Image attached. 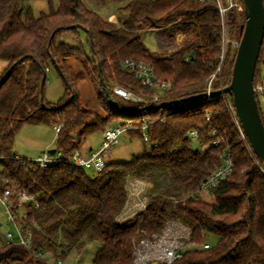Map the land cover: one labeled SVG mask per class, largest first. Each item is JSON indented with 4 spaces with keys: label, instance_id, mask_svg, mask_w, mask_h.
I'll return each mask as SVG.
<instances>
[{
    "label": "trees",
    "instance_id": "trees-1",
    "mask_svg": "<svg viewBox=\"0 0 264 264\" xmlns=\"http://www.w3.org/2000/svg\"><path fill=\"white\" fill-rule=\"evenodd\" d=\"M48 1V12L34 16L28 11L23 16L21 0H0V62L5 64L0 73V157H4L0 160V177L36 197L37 207L28 204L15 208L18 220L31 232L32 247L44 252L59 247L61 251L54 258L64 262L72 251L81 253L88 242H95L99 248L93 264H132L134 245L153 240L168 221L176 220L190 229L186 241L190 248L174 264H264L263 165L247 138L240 135L221 95L208 102L202 98L157 106L206 92L223 50L222 18L216 0H92L98 6L125 4L119 9L126 14L120 24L103 19L82 0H59L57 8ZM244 21L242 15L229 22L231 41L238 37ZM176 24L184 39L170 53L151 52L139 35L142 29ZM79 30L86 35L87 47L81 41L76 48L67 47L58 40L64 32L77 34ZM235 56L236 50L229 44L223 70L213 81L214 91L230 84ZM71 57L79 58L86 72L93 75L106 117L83 104L65 64ZM53 59L65 75V80L61 78L65 96L57 104L47 102L44 88L43 107V70L55 69ZM124 60L144 61L153 67L158 82L170 83L159 102L133 103L112 92L119 85L136 95L153 93L133 74L120 69ZM97 63L114 101L123 110L109 103ZM258 82L264 99V42L254 87ZM261 96L256 92L264 120ZM112 120H148L149 142L143 141L138 130L128 134L149 143L150 151L130 161L110 162L94 174L67 163L35 170L12 158L15 137L27 124L53 127L63 123L54 148L68 151L81 150L85 138L98 130L104 132ZM192 130L199 131L198 149L192 148L188 138ZM213 130L216 135L211 134ZM75 133L82 136L77 143ZM226 149L233 160L232 174L211 192L214 203L197 198L202 183L221 164L220 154ZM133 181L145 187L147 205L120 221ZM213 238L217 241H209ZM204 241L211 243L210 249L199 248ZM0 264L50 263L23 245L0 243Z\"/></svg>",
    "mask_w": 264,
    "mask_h": 264
},
{
    "label": "built area",
    "instance_id": "built-area-1",
    "mask_svg": "<svg viewBox=\"0 0 264 264\" xmlns=\"http://www.w3.org/2000/svg\"><path fill=\"white\" fill-rule=\"evenodd\" d=\"M200 1L204 2L210 0ZM216 2L222 18L223 50L219 66L208 81L206 87L207 93H210L213 90V81L223 70L227 47L231 44L232 50L237 51L240 43L239 35L233 41L229 39V22L237 17L242 15L244 16L242 0H216ZM159 30H162V28H159ZM120 69L124 72L133 74L143 86L148 87L153 91L150 95L141 96L134 94L122 86L115 85L112 92L126 101L152 105L159 102V100L162 99L171 87L170 83L158 82L153 67L144 61L124 60L120 63ZM255 92H257L256 87ZM221 97L225 101L228 111L234 116L240 135L244 140H246L236 116L232 96L230 94H223ZM215 99H217V96L209 95L203 98V101L208 102ZM207 119L209 120V117ZM63 126V123L53 126L56 137L60 133ZM149 126L148 120L137 122L131 120L119 121L116 125L107 128L103 132V138L100 146L98 149L91 151L88 155L82 154L77 148L68 151H62L55 148L54 153L50 151L54 148H51L45 149L33 159L21 158L16 155L12 156V158L18 161L19 164L35 170L45 169L55 164L67 163L82 167L91 174L99 173L102 172L110 163L108 160L110 151L114 149L120 143L121 138L126 134L128 135L130 131H140L143 141L149 142ZM211 134L216 135L217 131L213 130ZM188 138L192 143H197L199 139V131H190L188 133ZM218 143L219 140L214 142L215 145ZM3 158L4 157H0V160ZM220 159L221 164L204 180L201 185V189L196 196L197 198H200L199 195H201L202 191L211 193L215 188L224 183L232 174L233 160L230 151L228 149L224 150L220 154ZM1 171L2 167L0 166V174ZM147 201L148 197L145 195L142 198L141 203L137 204L136 209L134 208L133 211H131L130 208L127 207L119 220L124 221L133 214L144 210L146 208ZM28 204H32L34 207H37L38 204L36 197L30 196L24 190H19L15 184L0 177V205L4 211L3 217H5L0 219V226H3L5 222L8 226L12 225L14 227V231L8 230L5 232L4 243L23 245L30 249L34 256L53 264L46 259L44 251H40L32 247L31 232L24 229L23 223L18 220L15 208ZM0 217L2 216L0 215ZM189 234L190 229L182 222L176 220L168 221L166 227L159 236L155 237L153 240H143L134 245L132 264H174L182 258L184 251L190 248V246L186 244L187 239H189ZM210 247L211 243L209 241H204L201 245H199V248L203 250L210 249ZM56 264H62V261H57Z\"/></svg>",
    "mask_w": 264,
    "mask_h": 264
},
{
    "label": "rangeland",
    "instance_id": "rangeland-1",
    "mask_svg": "<svg viewBox=\"0 0 264 264\" xmlns=\"http://www.w3.org/2000/svg\"><path fill=\"white\" fill-rule=\"evenodd\" d=\"M84 4L97 12L103 19L109 22L120 24L125 19L126 14L121 13L119 9L125 4H117L110 2L105 6H98L92 0H82ZM54 8L58 7L59 0H52ZM21 6L23 10V16L31 11L34 16H39L41 12H48L50 9V3L48 0H21ZM239 21H242L241 18ZM179 24L174 26H168L167 28L158 29H142L139 30V35L147 48L153 53L173 52L178 49L184 39L183 33L178 29ZM59 41L64 42L67 47L76 48L81 42L84 46L86 44V35L82 30H79L77 34L71 32L62 33ZM81 41V42H80ZM228 48V47H227ZM81 60L76 57L66 59L65 64L67 66L69 75L74 78L77 88L82 96V101L91 111L100 115V117H106L107 112L104 110L101 100L98 96V90L95 84L93 75L86 72ZM5 64L0 62V73L2 72ZM257 93H262V85L260 82L256 84ZM65 96L64 82L59 76L58 72L51 68L47 72V81L45 85V99L47 102L57 104ZM261 98L262 105L264 104L263 96ZM119 121H110L105 126V130L109 127L116 125ZM79 133L73 134L74 140L77 143ZM102 137V130H98L85 138L83 141L84 147L97 146ZM55 140V132L53 127L47 124H27L18 132L15 137L14 153L20 157L27 159H33L37 157L42 151L46 149V146ZM55 146V142L53 143ZM83 147V148H84ZM193 149H198V145L192 144ZM151 145L149 143L143 144L138 139L129 137V134L124 135L121 138L120 143L110 151L108 155L109 162L130 161L134 156H139L145 151L149 152ZM89 172V171H88ZM90 173V172H89ZM145 187L139 182H131L129 185V202L128 207L131 211L137 207L138 203H141L142 198L145 196ZM199 197L208 202L214 203L215 199L212 193L202 191ZM3 208L0 205V219L3 217ZM22 210H20V213ZM14 231L12 225L8 226L5 222L3 226H0V243H4V237L6 231ZM211 242L217 241V238L209 240ZM99 244L95 242H88L81 253L72 251L66 260L62 264H93ZM194 248V247H192ZM61 251L59 247H53L45 251L44 256L48 261L53 264L57 263L54 257ZM43 256V257H44Z\"/></svg>",
    "mask_w": 264,
    "mask_h": 264
},
{
    "label": "water",
    "instance_id": "water-1",
    "mask_svg": "<svg viewBox=\"0 0 264 264\" xmlns=\"http://www.w3.org/2000/svg\"><path fill=\"white\" fill-rule=\"evenodd\" d=\"M242 3L244 7L245 21L240 25V43L236 51L230 84L218 91L212 90L210 93L205 92L180 100L163 102L157 106L159 108H163L166 106L179 105L182 103L199 100L209 95L219 96L223 94H231L236 116L242 132L247 138L253 153L262 162L264 169V120L256 99L254 87L257 61L259 59L261 47L264 42V3L263 0H242ZM71 28H75V26H72ZM53 63L61 78L65 80V75L61 72L58 63H56L54 59ZM96 68L101 85L105 95L109 100V103L115 108H120L114 101L111 91L107 87L99 63H97ZM47 72L48 69L43 70V77L41 81L40 99L43 107H45L44 88L47 81ZM66 84L70 88L69 83L66 82ZM72 98L73 94L67 102H70ZM50 151L54 153L55 148L51 149Z\"/></svg>",
    "mask_w": 264,
    "mask_h": 264
},
{
    "label": "crops",
    "instance_id": "crops-1",
    "mask_svg": "<svg viewBox=\"0 0 264 264\" xmlns=\"http://www.w3.org/2000/svg\"><path fill=\"white\" fill-rule=\"evenodd\" d=\"M56 136H55V140H53L50 144H48L47 146H46V149H51V148H54V145H53V143L56 141ZM102 138H103V131H102V137H101V139H100V141H99V143H98V145L95 147V146H90V147H82V149L80 150L81 151V153L82 154H84V155H88L89 153H91V151H94V150H96V149H98V147L100 146V144H101V141H102ZM16 156H18V157H20L18 154H15ZM21 158H24V157H21Z\"/></svg>",
    "mask_w": 264,
    "mask_h": 264
}]
</instances>
